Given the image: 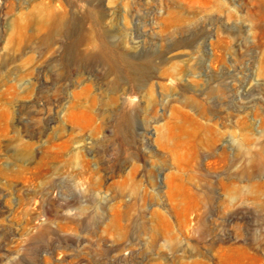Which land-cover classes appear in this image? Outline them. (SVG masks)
<instances>
[{
	"label": "rangeland",
	"instance_id": "1",
	"mask_svg": "<svg viewBox=\"0 0 264 264\" xmlns=\"http://www.w3.org/2000/svg\"><path fill=\"white\" fill-rule=\"evenodd\" d=\"M0 264H264V0H0Z\"/></svg>",
	"mask_w": 264,
	"mask_h": 264
}]
</instances>
